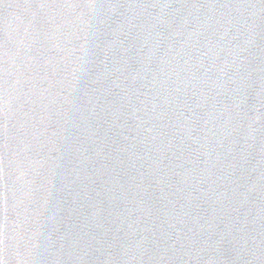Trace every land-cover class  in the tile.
Masks as SVG:
<instances>
[{"label": "water", "instance_id": "water-1", "mask_svg": "<svg viewBox=\"0 0 264 264\" xmlns=\"http://www.w3.org/2000/svg\"><path fill=\"white\" fill-rule=\"evenodd\" d=\"M0 264H264V0H0Z\"/></svg>", "mask_w": 264, "mask_h": 264}]
</instances>
